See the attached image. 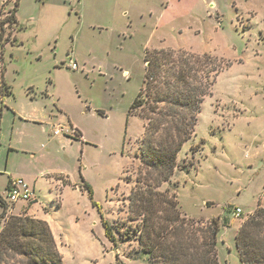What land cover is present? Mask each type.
<instances>
[{
  "label": "rangeland",
  "instance_id": "rangeland-1",
  "mask_svg": "<svg viewBox=\"0 0 264 264\" xmlns=\"http://www.w3.org/2000/svg\"><path fill=\"white\" fill-rule=\"evenodd\" d=\"M13 11L16 22L0 29L8 213L44 207L65 264H149L129 210L132 188L145 182L199 226L216 222L219 262L241 264L236 232L264 206V0H0V20ZM160 48L212 55L219 71L172 176L154 187L157 171L140 158L146 120L129 108L146 54ZM57 125L69 133L54 135ZM10 178L33 199L10 202Z\"/></svg>",
  "mask_w": 264,
  "mask_h": 264
},
{
  "label": "trees",
  "instance_id": "trees-1",
  "mask_svg": "<svg viewBox=\"0 0 264 264\" xmlns=\"http://www.w3.org/2000/svg\"><path fill=\"white\" fill-rule=\"evenodd\" d=\"M17 3V2H16ZM15 11V10H14ZM14 11L4 22H16ZM143 86L129 108L130 114L146 120L140 158L157 171L154 187L167 181L177 167V154L191 137L201 102L219 71L217 59L186 50L155 49L145 56ZM132 188L129 210L140 218L135 231L140 251L149 264H221L217 257L216 222L199 226L185 218L174 197L155 191L150 184ZM91 194L89 185L84 182ZM3 206L0 229V264L20 257L21 264H65L47 221L28 214H9ZM112 237L110 226L104 222ZM241 264H264V206L258 204L238 228L235 236Z\"/></svg>",
  "mask_w": 264,
  "mask_h": 264
},
{
  "label": "built area",
  "instance_id": "built-area-1",
  "mask_svg": "<svg viewBox=\"0 0 264 264\" xmlns=\"http://www.w3.org/2000/svg\"><path fill=\"white\" fill-rule=\"evenodd\" d=\"M70 68H76V63L70 60L68 64ZM54 135L69 133L67 127L57 125L52 128ZM33 189L22 178H10L8 182V199L12 203H16L19 200L31 201L34 197ZM232 214L235 218L242 216L243 211L241 207L236 206L232 209Z\"/></svg>",
  "mask_w": 264,
  "mask_h": 264
},
{
  "label": "crops",
  "instance_id": "crops-1",
  "mask_svg": "<svg viewBox=\"0 0 264 264\" xmlns=\"http://www.w3.org/2000/svg\"><path fill=\"white\" fill-rule=\"evenodd\" d=\"M60 195L61 193H59V191L57 190V188L54 189V197L52 198L53 200L50 202L51 206L52 204L53 205H56V208H58L59 206L62 205V202L60 201ZM59 200H58V199ZM38 203L34 202L33 204L31 203L28 208L26 209L25 213L32 216V217H35V218H39V219H43L45 221L48 222V224L50 225L51 229H52V232H53V235L55 237V240L57 242V239H58V236L55 234V231H54V228L51 226L50 224V221H49V217L46 216V211H42V209L44 207H38Z\"/></svg>",
  "mask_w": 264,
  "mask_h": 264
}]
</instances>
